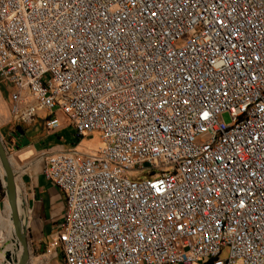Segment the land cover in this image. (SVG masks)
<instances>
[{"label":"built area","instance_id":"built-area-1","mask_svg":"<svg viewBox=\"0 0 264 264\" xmlns=\"http://www.w3.org/2000/svg\"><path fill=\"white\" fill-rule=\"evenodd\" d=\"M3 86L14 125L105 144L42 155L39 263L264 264V0H0ZM6 200L0 166L15 264Z\"/></svg>","mask_w":264,"mask_h":264},{"label":"rangeland","instance_id":"rangeland-1","mask_svg":"<svg viewBox=\"0 0 264 264\" xmlns=\"http://www.w3.org/2000/svg\"><path fill=\"white\" fill-rule=\"evenodd\" d=\"M3 88L4 89L0 90L1 91V95H0V134L3 137L6 150L9 154L10 163L14 171L16 172V176H19V181H17V183L20 187V192L25 197L26 192L24 188L21 186L22 178H23V175L21 174V170L23 168H25L24 172L27 173L28 176L31 174H34L35 169H37L36 178H35L36 183L39 186H42V187L44 186L45 176L43 175V172H42L43 163L41 162V158L44 153H47V151L46 149L38 148L37 145L34 143H39L41 141L46 140L47 138L49 139L51 138L52 140L51 143H55L54 138L56 137V135H59L58 133L62 131L63 129L65 130L66 127L64 126L63 128L59 130L49 132L45 128V118L47 116V113L41 111L38 113V116L36 117V120L33 123L29 125H22V128L25 131V135L23 137L24 144L25 145L27 144V146L23 149L18 150L17 148L14 147V140L16 138L15 136L16 134H13V131L14 130L17 131V130L13 128L14 123L11 122L10 120L9 108H10L11 102L8 98V94L6 93L7 89H5L4 86ZM223 117L226 121H229V116L227 114H224ZM63 120L64 118H61V121ZM11 133H12V136L14 137L13 139L10 138ZM68 134L69 133L67 132V138L65 136L61 137L60 139L61 142L65 144L66 149L76 148V150L82 154H93V155L98 154L100 148L105 145L104 142L102 141V138H101L102 133L100 131H94L77 142L69 141L72 139V136L71 135L68 136ZM27 153L29 155H27ZM44 190H45L44 197L48 199L49 191L47 190V188H45ZM61 196H62L63 204H64L65 196L63 193H61ZM28 207L29 206L27 202V208ZM62 215H63V211L61 213V218H62ZM2 229H3L2 231H4V228ZM43 234L45 236L43 239L44 244L49 245L52 240L51 236L49 235L47 230H44ZM11 240H7V242L3 245V248L5 249V251H6L7 246H9L12 243ZM30 249L32 252L31 254L32 264H41V262L39 263L38 260L34 258V255L41 254V252L37 250V246L35 244H32L31 241H30ZM227 255H228V250H225L223 252V257H226ZM55 258L56 260L53 264H56V263L61 264L62 258H61L60 252L56 253Z\"/></svg>","mask_w":264,"mask_h":264},{"label":"crops","instance_id":"crops-1","mask_svg":"<svg viewBox=\"0 0 264 264\" xmlns=\"http://www.w3.org/2000/svg\"><path fill=\"white\" fill-rule=\"evenodd\" d=\"M67 132L69 133L68 136H72L71 130L67 128L65 130L63 129L58 134L61 135V137L65 136L67 138V135L65 134ZM51 141V138H47L44 141L34 144H36L38 148L46 149L47 153H54L62 150L63 148H66L65 144L61 142V140L58 143H51ZM69 141L73 142L72 139ZM27 155L29 154L27 153ZM36 170L37 169H35L34 174H31L29 176L27 175V173L22 172L21 170V174L23 175L21 186L26 192L25 197L28 202V209L30 210L29 238L31 243L37 246V250L42 253L47 247V245H45L43 242V239L45 237L43 234L44 230H47L51 237L56 233L58 229L57 226L62 219L61 213L62 211L64 212L65 203L63 204V199L61 196L62 192L59 189H56L52 184H50L46 180V178H44L43 187L39 186L36 183ZM44 187L49 191L48 199L44 197ZM55 260L56 258L52 259L49 264H53ZM61 264H64L63 259Z\"/></svg>","mask_w":264,"mask_h":264},{"label":"water","instance_id":"water-1","mask_svg":"<svg viewBox=\"0 0 264 264\" xmlns=\"http://www.w3.org/2000/svg\"><path fill=\"white\" fill-rule=\"evenodd\" d=\"M0 166L3 171V180L6 186V197L12 209V219L15 228L17 246H19L22 250L18 264H27V262L31 260V254H32L30 249L29 227L28 229L25 230L22 223L20 210L18 206L16 172L14 171L10 163L9 154L6 150V146L1 134H0Z\"/></svg>","mask_w":264,"mask_h":264},{"label":"bare ground","instance_id":"bare-ground-1","mask_svg":"<svg viewBox=\"0 0 264 264\" xmlns=\"http://www.w3.org/2000/svg\"><path fill=\"white\" fill-rule=\"evenodd\" d=\"M25 169H22V172H24ZM18 173V172H17ZM21 175V174H20ZM19 181V176H16V182ZM20 183V182H19ZM24 191V190H23ZM17 193H18V206H19V210H20V215H21V219H22V223L24 226V229H28L29 227V213L30 210L27 208V199L26 197H24L21 192H20V187L17 183ZM8 201V199H7ZM6 201V215L4 217V233L3 235V240H11V244L9 246H7L6 248V252H11L13 254H16V258L17 261L15 262V264H18V261L20 260L21 257V253L22 250L19 246L16 245L15 241L16 239V234H15V228H14V223H13V219H12V209L11 206L9 204V201ZM17 246V247H16ZM27 264H32V260H29L27 262Z\"/></svg>","mask_w":264,"mask_h":264},{"label":"trees","instance_id":"trees-1","mask_svg":"<svg viewBox=\"0 0 264 264\" xmlns=\"http://www.w3.org/2000/svg\"><path fill=\"white\" fill-rule=\"evenodd\" d=\"M13 126H14L13 128L17 130V131H15V130L13 131V134H16L15 135L16 138L14 140V147L17 148L18 150L23 149L27 146V144L26 145L24 144V139H23V137L25 135V131L22 128V126H20V125H13ZM18 133H20V134H18ZM65 134L67 135V133H65ZM10 138L13 139L14 137L11 135ZM60 139H61V135H56V137L54 138L55 143H58L60 141ZM77 141H79V140H77ZM77 141H73V142H77Z\"/></svg>","mask_w":264,"mask_h":264}]
</instances>
